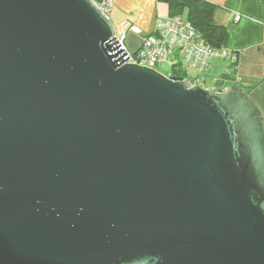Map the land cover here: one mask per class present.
I'll return each instance as SVG.
<instances>
[{
	"label": "water",
	"instance_id": "water-1",
	"mask_svg": "<svg viewBox=\"0 0 264 264\" xmlns=\"http://www.w3.org/2000/svg\"><path fill=\"white\" fill-rule=\"evenodd\" d=\"M91 0H0V264H264V113L128 62Z\"/></svg>",
	"mask_w": 264,
	"mask_h": 264
},
{
	"label": "crops",
	"instance_id": "crops-1",
	"mask_svg": "<svg viewBox=\"0 0 264 264\" xmlns=\"http://www.w3.org/2000/svg\"><path fill=\"white\" fill-rule=\"evenodd\" d=\"M205 1L214 5V22L227 30L224 47L237 54L232 66L225 60H215L206 85L211 91L238 86L248 92L264 113V0ZM169 13L166 0H114L109 19L113 24L126 20L146 35L152 32L158 17ZM236 15L242 18L235 21ZM181 16L186 18L185 12ZM139 43L140 35L128 34V50L134 51Z\"/></svg>",
	"mask_w": 264,
	"mask_h": 264
},
{
	"label": "built area",
	"instance_id": "built-area-1",
	"mask_svg": "<svg viewBox=\"0 0 264 264\" xmlns=\"http://www.w3.org/2000/svg\"><path fill=\"white\" fill-rule=\"evenodd\" d=\"M91 1L109 18L114 8V0ZM241 18L240 15H236L234 20L239 21ZM113 29L119 47L127 52L128 62L156 70V66L166 58H177L178 62L172 66H178L180 76L188 79L191 86H199L206 90H210L205 80L215 60H225L231 66L237 61L235 52L224 46L214 47L209 44L198 29L181 15L158 17L152 32L146 35L126 20L113 24ZM129 33L140 35V43L134 51L126 47Z\"/></svg>",
	"mask_w": 264,
	"mask_h": 264
},
{
	"label": "trees",
	"instance_id": "trees-1",
	"mask_svg": "<svg viewBox=\"0 0 264 264\" xmlns=\"http://www.w3.org/2000/svg\"><path fill=\"white\" fill-rule=\"evenodd\" d=\"M170 13L167 16L182 15L202 34L204 39L214 47L224 46L227 39V30L224 26L214 22V5L205 0H166ZM233 65V64H232ZM180 76L181 72H173ZM208 76V74H207Z\"/></svg>",
	"mask_w": 264,
	"mask_h": 264
},
{
	"label": "rangeland",
	"instance_id": "rangeland-1",
	"mask_svg": "<svg viewBox=\"0 0 264 264\" xmlns=\"http://www.w3.org/2000/svg\"><path fill=\"white\" fill-rule=\"evenodd\" d=\"M176 62H178L177 58H166L163 62L156 66V70L166 76L172 75L173 72H179L177 65L172 66V64H175Z\"/></svg>",
	"mask_w": 264,
	"mask_h": 264
}]
</instances>
